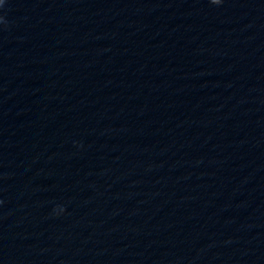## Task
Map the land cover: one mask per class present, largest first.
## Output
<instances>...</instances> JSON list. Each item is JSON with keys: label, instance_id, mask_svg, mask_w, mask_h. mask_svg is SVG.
<instances>
[{"label": "water", "instance_id": "water-1", "mask_svg": "<svg viewBox=\"0 0 264 264\" xmlns=\"http://www.w3.org/2000/svg\"><path fill=\"white\" fill-rule=\"evenodd\" d=\"M0 264H264V0H0Z\"/></svg>", "mask_w": 264, "mask_h": 264}]
</instances>
